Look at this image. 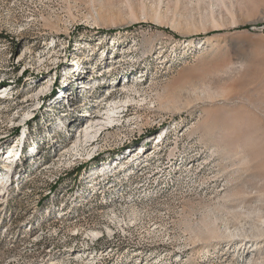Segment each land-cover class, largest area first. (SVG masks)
Masks as SVG:
<instances>
[{
	"label": "rangeland",
	"instance_id": "1",
	"mask_svg": "<svg viewBox=\"0 0 264 264\" xmlns=\"http://www.w3.org/2000/svg\"><path fill=\"white\" fill-rule=\"evenodd\" d=\"M88 2L0 0V228L16 241L0 238V264H264V0H132L134 18L96 5L97 23ZM164 88L177 109L158 108ZM108 90L130 109L62 156ZM216 216L242 235L186 230ZM106 227L88 247L83 232Z\"/></svg>",
	"mask_w": 264,
	"mask_h": 264
},
{
	"label": "bare ground",
	"instance_id": "2",
	"mask_svg": "<svg viewBox=\"0 0 264 264\" xmlns=\"http://www.w3.org/2000/svg\"><path fill=\"white\" fill-rule=\"evenodd\" d=\"M88 3L90 4V8L92 9V12H94L93 13L94 17L92 16V18H93L92 20H93L94 23H97L98 22V19H99L98 12L95 10L96 9V5H99V8H101V9H107V10H120L123 6H125L127 8V10L129 11L128 13H129V16L130 17H133L134 18L135 17V14H136L135 5H133L132 0H123V1L122 0H116L115 3H112L111 0H89ZM122 3H124V5ZM40 4L41 5H44L42 3H40ZM153 5L154 4H151L150 7H152ZM138 7H139L138 8L139 10H141L142 12L145 13L146 4L144 3V1H140V4H138ZM35 19L36 18H32L31 17V19L29 21L30 22L31 21H35ZM46 19H48V18H46ZM60 20H61L60 17L56 16V22L53 24V26L54 25H57ZM140 80L141 79L135 80L136 83H137L136 85H139V87H141L143 84H145L144 82L146 81L145 79H142L143 82L142 83H139ZM117 86H118V88H122V89L125 90V88H127V87L130 88V86H132V87L135 86V83H133L132 81H130V80L127 79L124 82L121 81ZM6 90L7 89L5 87H3V89L1 88V92H0V104L5 99H8L7 98L8 93H7ZM135 90L138 91V89H135ZM163 93H165L164 96H160L159 99H158L159 100L158 108L163 109V110H171V109L173 110V109H177L178 108L177 101L175 100V97L172 94H170V92L167 90V88H164ZM33 94H29V96L31 97V96H33ZM127 96H128L129 101L134 99V98L130 97V96H132V93H129V94L127 93ZM127 100H125V102H127ZM27 102H29V99L28 98H26L24 100L22 99L20 102H16V106L13 109H16V108H18L20 106H23V105L27 104ZM121 105H122L121 103L112 102V103H110V107L107 108L104 112L100 111V113L102 112L101 116L100 115H97V116H90V117H88L87 120L85 121V123L83 124V126L81 127V131L77 134V136L75 137V139L72 140L71 145L70 146L68 145L67 149L65 148V150H66L65 152H67V153H64L63 154L62 153L63 151L61 152L62 153V156L63 155L65 156L66 154L68 155L69 153L70 154L72 153L71 156H73L75 153H78V151L79 152L80 151H84L86 149L85 146H87V145L88 146L89 145L92 146V143L93 142L92 143H90V142L93 141V138L96 137V135L102 129L103 130L107 129V128H105V126L108 125V124H110L111 121L114 120V116L119 111L118 108ZM137 124H138V122H137ZM156 148H158V147H156ZM140 152H142V151H140ZM18 155H20L18 148L15 149V151L10 152L8 154V156H7L8 158L7 157L6 158L9 159L8 162H9L10 165H13L14 164V162L17 159ZM63 161H65V160H63ZM130 163H132V162H130ZM189 163L190 162H188V164ZM49 164H51L50 161H47L46 162V160H44V164L43 163L41 164V168H48V165ZM188 164H183L182 166L183 167H187ZM63 168H66V167L64 166ZM107 168H108V166H104V169H107ZM2 180L3 179L1 178V175H0V195H1L2 191H3L2 188H4V186L3 187L1 186V184L3 183ZM132 207H134V206H132ZM132 209L134 210V208H132ZM112 214H113V218L112 217H110V218H112L114 220H118V215L116 213H114V211H112ZM218 219H219L218 217L215 218L214 220H206V219H203V220H201L200 224H197V223L196 224H193V223L187 222L186 223V230L192 235V238L193 239L205 240V241H212V240L219 239V238H223V237L224 238H230V237H233V236H236V235H238V236H241L242 235L241 230L239 228H237V227H234L231 230L230 229V226H228V224H224L223 226L218 225V222H217ZM261 226L264 227V220L262 221V225ZM105 229L108 231V234L109 235L107 233H105V232L104 233L101 232V230L98 229V228H90L87 231L85 230V232H83V235H84V238L83 239L85 240V243H88L86 245L88 247L90 246L91 248L92 247H97L98 246V242L102 241L104 237H106V238L108 237V240H112L115 237V235L114 234H111L112 233L111 228L109 229L108 227H106ZM257 230L259 231V234L260 235H262L264 233L263 228H259L258 227ZM53 231L52 230H48L46 227H43V225H41L40 228H39V230L36 233V234H38L36 236L38 237L40 235V237H38V238H36V239L33 240L34 244L44 243L46 245V243H45L46 240H49V238H53V237H56L57 236V233H53ZM0 233H1L0 234V238H2L3 235L6 234V233H9L11 235L12 234V230L9 228L8 224H5L4 228H0ZM79 235H80L79 230L75 229L72 233H70V238L72 236H79ZM250 236H251V234H250ZM11 239H12V241H10V242H12V243L16 242L13 235H11ZM262 240L259 241L260 244L263 242ZM86 245H85V247H87ZM69 248L70 247H67L66 249H69ZM256 249H258V248H256ZM72 250H74V249H72ZM62 255L66 256L67 259L65 260V259L62 258V261H60L59 264H72V263H67L69 261V259H70L68 257H70L69 255H72V253L66 254V253L63 252ZM62 255H60V256H62ZM77 257H79V256L77 255ZM94 258L95 257L93 255H91L90 253L87 252V253H85V256L84 257L80 256V262L83 263V264H92L94 262ZM180 258H182V257H180ZM165 259H166L165 258V253L162 252L157 257H155L154 263L159 262V264H161L162 261L165 260ZM174 262L177 264V263L180 262V259L177 258V257H175V261ZM49 264H56V263H54L52 261Z\"/></svg>",
	"mask_w": 264,
	"mask_h": 264
},
{
	"label": "trees",
	"instance_id": "3",
	"mask_svg": "<svg viewBox=\"0 0 264 264\" xmlns=\"http://www.w3.org/2000/svg\"><path fill=\"white\" fill-rule=\"evenodd\" d=\"M79 170H80V169H79L78 167H76V168L73 170V172L71 171L69 174L77 173ZM52 188H53V186H52Z\"/></svg>",
	"mask_w": 264,
	"mask_h": 264
}]
</instances>
